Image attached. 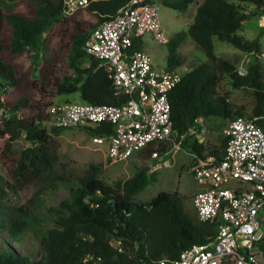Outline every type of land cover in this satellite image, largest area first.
Wrapping results in <instances>:
<instances>
[{
    "label": "trees",
    "instance_id": "trees-1",
    "mask_svg": "<svg viewBox=\"0 0 264 264\" xmlns=\"http://www.w3.org/2000/svg\"><path fill=\"white\" fill-rule=\"evenodd\" d=\"M34 1L28 14L5 12L0 7V87L20 89L23 76L21 67L8 60L5 51L17 56L26 50L38 59L37 66L33 65L35 74L29 77L28 70L24 73L36 96L19 90L15 98H0V163L6 170V176H0V264H152L161 257H175L193 242L208 240L215 231V221H199L186 211L185 198L177 191L160 190L145 201L133 200L152 179L146 174V165L123 179L118 189L97 177V168L91 164L84 173L73 176L55 171L58 143L53 134L60 127L45 125L54 96L76 92L79 101L108 104L128 99L126 94L115 93L107 71L81 48L92 27L109 19L127 0H90L83 8L93 21L63 14L62 0ZM157 1L182 12L192 0ZM254 14H264V0H201L196 4L186 29L176 31L166 41V66L181 64L176 47L185 35L201 49L204 58L181 72L167 92L169 138L149 143L136 153L148 157L156 150L159 154L177 141L179 148L187 147L190 163L191 154L218 159L227 136L223 134L217 144L203 145L194 132L188 133L189 128L198 130L202 118L209 115L228 122L236 114L264 113V69L258 58L254 56L239 73L234 62L213 51L212 43L216 38L244 52L258 51L256 38L247 39L235 32ZM55 24L62 26L59 50H51L45 36ZM136 40L133 38L129 51L138 48ZM223 76L231 89L251 94L248 113L228 101L229 92L218 91ZM257 123L261 125L262 119ZM88 128L94 136L112 132L111 123L105 120ZM20 135L26 144L14 148ZM60 184L66 187L67 196L43 206L46 193ZM29 186L35 187L25 204L7 202V192ZM24 237L32 240L29 250L20 249ZM260 247L264 263V241Z\"/></svg>",
    "mask_w": 264,
    "mask_h": 264
},
{
    "label": "built area",
    "instance_id": "built-area-1",
    "mask_svg": "<svg viewBox=\"0 0 264 264\" xmlns=\"http://www.w3.org/2000/svg\"><path fill=\"white\" fill-rule=\"evenodd\" d=\"M89 1L62 0L61 11L70 15ZM158 4L157 0H127L109 19L94 25L81 45L107 71L115 93L128 96L126 102L65 101L48 108L49 124L60 128L109 121L112 132L92 139L107 140L106 155L111 160L127 159L145 145L162 142L171 135L167 92L181 72L176 66L155 68L149 54L139 47L128 50L133 38L143 33L158 42L167 41ZM260 118L261 125L257 123ZM204 131L202 126L190 133L200 137ZM224 134L227 139L218 159L191 154L190 172L200 186L191 202L199 221H215L213 235L191 243L173 258L161 257L152 264H220L223 260L264 264L260 247L264 241V113L234 115ZM178 148L175 141L162 153ZM158 156L153 150L148 158ZM165 163L163 158L155 165Z\"/></svg>",
    "mask_w": 264,
    "mask_h": 264
},
{
    "label": "rangeland",
    "instance_id": "rangeland-1",
    "mask_svg": "<svg viewBox=\"0 0 264 264\" xmlns=\"http://www.w3.org/2000/svg\"><path fill=\"white\" fill-rule=\"evenodd\" d=\"M201 0H192L187 8L180 12L178 10L167 7L161 3L158 4V17L160 26L164 31L166 38L172 36L178 30H185L187 24L190 22L193 15L195 6ZM34 0H14L13 2L0 0V7L3 11H15L21 13H30L31 8L34 6ZM249 9L250 6H244ZM74 18L87 19L93 21L94 18L84 8H80L72 13ZM62 28L61 25L55 24L53 27L45 31V36L48 38L49 48L51 50H59L60 35ZM237 34L242 35L247 39L256 38L259 42V50L254 52H244L233 46L232 44L212 38L213 51L239 67L245 70L247 63L253 60L256 56L260 62L262 69H264V14L262 15H249L244 19L239 28L235 31ZM137 47L145 50L150 58L151 64L158 69H162L166 65L167 45L164 42H158L153 39L148 33H143L135 41ZM176 51L182 57V62L176 66L179 72L187 70L190 66L203 60L204 56L199 47L194 45L190 36L185 37L178 43ZM5 57L21 67L23 76L21 77V87L17 89L12 86L0 87V98H15L19 94V90L29 92L33 97L36 96L34 90L28 86L27 77L24 76L26 70L29 71V77L35 74V65L38 59L32 55L31 52L24 50L17 56L10 55L7 51L4 52ZM60 65L59 61H56ZM37 66V64L35 65ZM219 92H229L228 101L236 106H241V111L248 113L251 107V94L244 89H231L227 78L223 76L218 83ZM64 98L72 101H79L76 92L61 93L54 96V104L60 103ZM22 112V111H20ZM20 112L18 114H20ZM201 121L206 128V132L202 134V143L211 145L217 144L224 134V124L227 121L219 116L209 115L202 118ZM47 120L45 125L50 126ZM92 122H85L76 127L59 128L53 137L57 141L58 146L56 149L57 157L54 164V169L58 173L69 174H82L88 165L96 166V176L103 180L110 186L118 189L121 186L123 179L133 174V172L142 166H147L146 174L152 175V179L145 185V187L134 195L133 200L145 201L158 191H177L184 196L183 208L192 213L191 198L194 189L197 187L192 174L189 170L190 167V154L185 146H180L176 151L159 153L155 159L142 156L141 153H133L127 159L111 160L106 155L107 140L102 138L100 141H93V134L89 130ZM226 126V125H225ZM22 135L18 136L13 143V147L17 148L25 145ZM147 157V158H146ZM165 159L166 163L160 164L161 159ZM155 165V166H153ZM0 176H6V170L0 163ZM35 186H29L17 192H7V202L13 206L23 205L26 203L27 198L31 195ZM67 196L66 187L63 184L58 185L57 188L45 195L43 206L48 204H55L61 198ZM32 242L30 238L24 237L20 244L21 250H29V243Z\"/></svg>",
    "mask_w": 264,
    "mask_h": 264
},
{
    "label": "crops",
    "instance_id": "crops-1",
    "mask_svg": "<svg viewBox=\"0 0 264 264\" xmlns=\"http://www.w3.org/2000/svg\"><path fill=\"white\" fill-rule=\"evenodd\" d=\"M77 97H78V96H77ZM63 101H70V100H69L68 98H64ZM200 119H201V118H199L198 120H200ZM202 120H203V119H202ZM226 124H227V123H226ZM226 124H224V128H225V125H226ZM202 126H205V125L202 123L201 127H202ZM191 130H195V128H194V127L189 128L188 133H190ZM206 131H207V130H206V128H205L204 133H205ZM197 139L200 140V141H202V139H203L202 134H201V136L198 137ZM199 187H200V186L197 184V187L194 189L193 194L199 189ZM192 207H193V205H192ZM191 211H192L193 215H194L195 218H196V214H195V209H194V207H193V209H191Z\"/></svg>",
    "mask_w": 264,
    "mask_h": 264
},
{
    "label": "clouds",
    "instance_id": "clouds-1",
    "mask_svg": "<svg viewBox=\"0 0 264 264\" xmlns=\"http://www.w3.org/2000/svg\"><path fill=\"white\" fill-rule=\"evenodd\" d=\"M168 39V38H167ZM166 43V42H165Z\"/></svg>",
    "mask_w": 264,
    "mask_h": 264
}]
</instances>
